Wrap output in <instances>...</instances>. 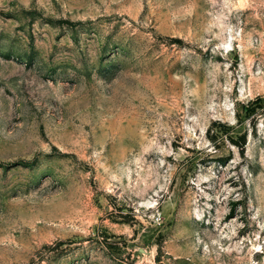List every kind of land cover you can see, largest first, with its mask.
Instances as JSON below:
<instances>
[{
	"label": "rangeland",
	"instance_id": "rangeland-1",
	"mask_svg": "<svg viewBox=\"0 0 264 264\" xmlns=\"http://www.w3.org/2000/svg\"><path fill=\"white\" fill-rule=\"evenodd\" d=\"M0 264H264V0H0Z\"/></svg>",
	"mask_w": 264,
	"mask_h": 264
},
{
	"label": "trees",
	"instance_id": "trees-1",
	"mask_svg": "<svg viewBox=\"0 0 264 264\" xmlns=\"http://www.w3.org/2000/svg\"><path fill=\"white\" fill-rule=\"evenodd\" d=\"M253 103H262V99L257 98ZM235 129L236 127L232 125L221 122H214L212 126L207 130V133L211 132L220 141H228L231 145L237 148L239 154H244L247 142V133H238Z\"/></svg>",
	"mask_w": 264,
	"mask_h": 264
}]
</instances>
